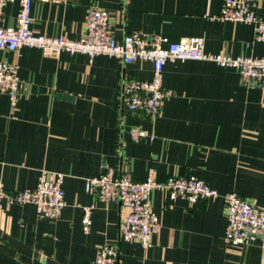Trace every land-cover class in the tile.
Returning a JSON list of instances; mask_svg holds the SVG:
<instances>
[{"label":"crops","instance_id":"1","mask_svg":"<svg viewBox=\"0 0 264 264\" xmlns=\"http://www.w3.org/2000/svg\"><path fill=\"white\" fill-rule=\"evenodd\" d=\"M264 12V0H259ZM221 0H65L32 2L31 30L78 40L89 9L106 11L117 40L133 31L170 42L200 37L207 54L264 58V43L252 42L249 24L220 21ZM18 3L5 7L3 24L16 25ZM18 65L15 108L0 94V183L11 193L33 189L41 171L64 175L65 206L58 219H40L32 204L0 209V264H96L97 249L118 244L119 264H264L259 240L243 247L224 241V197L235 193L264 208V87L244 86L238 72L208 61L168 62L165 98L151 121L120 102L122 78L148 81L152 65H129L105 55L89 58L39 49L0 51ZM154 135L132 142L129 130ZM106 163L135 181L152 171L199 176L218 196L196 206L171 202L163 190L150 193L159 220L152 245L118 242L126 209L86 193V179ZM92 207L91 226L81 225L82 207Z\"/></svg>","mask_w":264,"mask_h":264},{"label":"built area","instance_id":"2","mask_svg":"<svg viewBox=\"0 0 264 264\" xmlns=\"http://www.w3.org/2000/svg\"><path fill=\"white\" fill-rule=\"evenodd\" d=\"M61 4L65 0H0V51L18 52L22 47L39 49L44 56L57 57L63 52L86 55L89 58L105 55L129 65L136 61L152 65V77L148 81L122 78L120 102L130 113H140L153 121L159 116L165 92L162 88L164 66L174 61H208L220 67L238 72L241 83L248 88L264 87V58L231 57L207 54L204 39L192 37L170 42L159 35H148L133 31L117 40L113 35L109 14L97 8L89 9L84 23V32L78 40L64 36L48 37L37 35L31 30L30 10L32 2ZM18 3L19 10L14 27L3 24L5 7ZM220 21L246 23L252 27V42L264 43V12L260 11L259 0H221L218 14ZM18 65L0 59V94L9 97L11 106L16 107L19 98ZM130 140L139 142L154 140V135L140 127L129 130ZM64 175L41 171L36 186L16 193L8 192L0 183V209L13 205L32 204L40 219L55 220L61 216L65 206L63 190ZM86 193H93L100 201L115 203L126 209L118 225V242L137 241L143 248L152 245V239L160 225L150 203V193L163 190L171 202L185 200L190 206L214 199L216 190L209 187L195 174L185 177L168 176L156 179L152 171L142 181H135L129 173L102 163L100 174L86 179ZM226 227L224 241L230 247H243L259 240L264 249V208L241 198L235 193L224 197ZM92 207H82L81 225L85 233L91 226ZM96 264H119L118 244H103L96 252Z\"/></svg>","mask_w":264,"mask_h":264}]
</instances>
